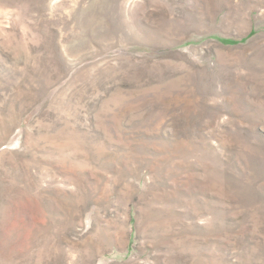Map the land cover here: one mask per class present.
Instances as JSON below:
<instances>
[{
	"label": "rangeland",
	"instance_id": "obj_1",
	"mask_svg": "<svg viewBox=\"0 0 264 264\" xmlns=\"http://www.w3.org/2000/svg\"><path fill=\"white\" fill-rule=\"evenodd\" d=\"M0 264H264V0H0Z\"/></svg>",
	"mask_w": 264,
	"mask_h": 264
},
{
	"label": "trees",
	"instance_id": "obj_2",
	"mask_svg": "<svg viewBox=\"0 0 264 264\" xmlns=\"http://www.w3.org/2000/svg\"><path fill=\"white\" fill-rule=\"evenodd\" d=\"M228 42H233V40H228Z\"/></svg>",
	"mask_w": 264,
	"mask_h": 264
}]
</instances>
